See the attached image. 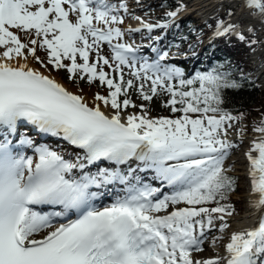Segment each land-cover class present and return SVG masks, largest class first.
<instances>
[{
  "label": "snow or ice",
  "instance_id": "snow-or-ice-1",
  "mask_svg": "<svg viewBox=\"0 0 264 264\" xmlns=\"http://www.w3.org/2000/svg\"><path fill=\"white\" fill-rule=\"evenodd\" d=\"M239 3L264 25V0ZM184 7L166 12L164 23L136 16L142 27L124 30L123 0H0V264H221L193 253L212 229L223 233L234 212L221 203L235 190L224 161L236 147L233 122L244 114L225 105L244 74L222 64L186 77L162 63L169 51L151 47L149 62L138 46L120 42L126 32L169 28ZM254 31L218 20L214 36L251 46ZM29 56L107 91L89 101L83 89L74 93L31 67ZM130 90L143 101L166 92L164 107L179 115L152 117ZM33 130L56 145L39 143ZM253 131L262 135L246 156L261 215L257 226L232 233L226 264H264V119ZM110 186L120 192L97 207Z\"/></svg>",
  "mask_w": 264,
  "mask_h": 264
},
{
  "label": "bare ground",
  "instance_id": "bare-ground-1",
  "mask_svg": "<svg viewBox=\"0 0 264 264\" xmlns=\"http://www.w3.org/2000/svg\"><path fill=\"white\" fill-rule=\"evenodd\" d=\"M157 0H123L124 3L127 4L129 12L128 14L122 13V16L124 18H128V20H131L132 22L130 24H125V25H120V27L124 30L128 28H140L141 23L140 21L136 20L135 17L139 16L143 18L142 20L147 23L155 24V19H158L160 15L157 16H148L147 12L149 7H151ZM178 1V0H177ZM180 4L183 3L185 6L181 12L178 13L177 17L174 19V21L171 22V24L175 23H181L182 21L190 20V21H195L198 23L201 22H209L210 17L218 13L219 9L224 7L225 5L229 6H235L237 7L240 5L239 0H179ZM238 11V9H237ZM142 14L147 15L146 17H143ZM149 14V13H148ZM237 20L239 18H246L248 20V25H252L254 28L260 27V29L263 30L262 34H259V29L256 30L258 35L261 37L262 44H264V25H262L259 20L257 19H252L248 16L246 11H242L241 8L239 10V13L237 14ZM171 21V19L169 20ZM227 22H234V20L231 21L230 18L227 19ZM197 23V24H198ZM168 29V28H167ZM167 29H154L151 33H149L146 29H142L139 32H126V35L123 37V39L120 42H126L130 43L129 41H125L127 37H136L139 39V41H136L137 43H143L145 41H150L151 37H153L154 34H161L167 32ZM215 31V30H214ZM214 31L211 32L209 41L213 40L215 38L214 36ZM234 37V36H233ZM258 37V36H257ZM259 38V37H258ZM153 40V39H152ZM208 41V42H209ZM115 42V41H114ZM154 40L152 41V43ZM140 45V44H136ZM145 45V44H143ZM207 45V43L205 44ZM204 45V46H205ZM107 46L105 45V52ZM140 47V46H139ZM162 47V46H161ZM2 51V49H0ZM175 52L177 51H172L169 59H176L175 57ZM108 53V52H106ZM110 54V52H109ZM178 54V53H177ZM187 54L185 52H182L180 56H177V59L179 58H186ZM182 60V59H181ZM250 60L254 62V69L253 73L251 75V78L258 83L260 89H264V46H259L255 51H252L250 53ZM170 62V60H168ZM28 63L30 64L31 67L39 68V66H36L34 60H28ZM41 71H45L46 74H50L52 77L57 79L58 82L63 84L66 88H68L70 91L77 93L80 90H75L68 84H66L62 78L57 76V74H52L45 69ZM147 88V85H146ZM82 94L87 98L89 101H91L92 95L88 94L87 92H82ZM138 104V102H134ZM129 112H137L139 113V109H128ZM237 132L233 128V130H230L229 133V140H231L237 148V143L239 144V141L242 140V142H247V148L242 150L241 153L237 154L235 160L231 162V164L237 165V164H243L245 166V178L250 180L249 177V162L246 156V153L252 146V142L256 139H258L261 135H254V136H249L247 137V141L244 138H240L238 136ZM233 148V149H234ZM236 155V154H235ZM255 155V153H253ZM247 198H246V203L244 206V211L240 214H238L236 217L230 218L227 220L228 222V228L224 230L225 234L223 237H220V231L217 229H212L207 237L204 240V243L202 245L203 251L202 252H194L193 255L196 259H205L204 257L208 255H216V258H220L221 264H226V260L228 258V253L226 252V245L228 242H230V237L232 233L242 231L244 229H251L254 226L258 225V220L261 215L257 209H255L252 205L253 202L257 199L256 194L252 192V189L250 192H247ZM222 238V239H221ZM219 239L224 240L223 242L218 241ZM210 246H214L215 248H210ZM223 260V261H222Z\"/></svg>",
  "mask_w": 264,
  "mask_h": 264
},
{
  "label": "rangeland",
  "instance_id": "rangeland-1",
  "mask_svg": "<svg viewBox=\"0 0 264 264\" xmlns=\"http://www.w3.org/2000/svg\"><path fill=\"white\" fill-rule=\"evenodd\" d=\"M165 1V2H168L167 0H157L151 7H149L148 11L147 12V15L148 16H157V15H165L166 11L165 10H159L161 5H162V2ZM112 3H120L121 0H111ZM176 6H172V2H168V6H169V9L171 10H174L176 11L177 7H179L180 5H183V3L180 4V1L178 0H174L173 2ZM179 3V4H178ZM240 5H238L237 7L235 6H227L225 5L224 7L220 8L218 11V13H216V15L214 16V21H209L207 23L206 26H201V28L199 29L201 31V34H203L204 32H213V30H215L216 28V23L218 20H224L227 22V19L230 18L231 21L234 20L235 21H242L243 24L245 25H248V20L246 18H239L237 20V17H238V13H239V10H240ZM238 9V11H237ZM183 10V9H182ZM181 10V11H182ZM232 11L233 12V15L231 17H226L228 15L225 14V17L224 18H221V16L223 15V12L224 11ZM180 11V12H181ZM223 11V12H222ZM123 12H121V15H122ZM149 13V14H148ZM147 15H144L142 14L143 17H146ZM211 18V17H210ZM143 19V18H142ZM124 24H130L132 21L131 20H128V18H124ZM155 21L157 22V19H155ZM182 23H184L185 25L184 26H187V27H193L194 25H197L198 22H193V21H190V20H186V21H183ZM199 24V23H198ZM181 26V24H179ZM255 31L253 33L252 36V39L253 38H256V30L259 31V34H262L263 33V30L260 29V27H257V28H254ZM192 29H191V35L193 34L192 33ZM195 35L191 38V43L190 41H188V45H186L183 49V51L190 47L191 45V49L194 50V54L195 57H194V64L198 63V61L201 59L202 57V53H203V47H205L206 43H208L209 41V37L205 35V38L203 39V41H199L197 42L198 38V31H195L194 32ZM22 35V38L23 37V34ZM250 36V35H249ZM248 36V37H249ZM259 38H260V41H261V37L259 35H257ZM131 38L133 37H127L126 39H124L125 41H129L131 40ZM259 43V39L258 41L256 42V45ZM205 45V46H204ZM251 47H254L252 48L255 49V45H247V48H251ZM106 52H108L109 54V48L106 47ZM37 55L40 56L41 58H44L45 57V51L44 49H38L37 51ZM32 60L31 56H29L28 60ZM242 59H244V57L242 56ZM190 62H193L191 60H188L187 61V65H184V72H185V76L186 77H191L193 76L194 74H188V71L190 69ZM35 64L36 66H39L40 69L44 70L36 61H35ZM246 64V63H245ZM246 66V65H245ZM202 68H204V66H202ZM108 70V69H106ZM129 69L128 68H125L124 69V73H125V78L126 79H129V78H132L130 75H129ZM50 73L52 74H57V76H59L60 78L63 79V81L68 84L69 86H71L72 88H74L75 90H80V89H83V92H87L88 94L92 95L95 94L96 92H101V93H104L107 91L106 88L104 87H100L98 85H93V86H89L81 81H77L76 83H73L71 82L69 79H68V74L66 72H64L63 70L57 72L55 70H52ZM139 83V82H137ZM262 90V89H260ZM264 90V89H263ZM261 93V97L256 101V103H254L253 105H251L250 107L247 108L246 110V115L245 117L243 118H247L246 120H244V122H241L240 124L241 125H246L247 126V130L245 132H241L240 130L243 129L242 126H237L235 131L237 132V134H239L238 136L240 138H244L246 141L248 140L247 137L249 136H254L255 131H253V127L255 126L254 124L255 123H258L261 121L262 119V115H260L261 113H264V91H260ZM130 96L132 98V100L134 102H138V104H144L146 106V108L148 109L150 115L152 117H160V116H166V117H173L175 116V114L171 113L170 111V108H167V107H164V103L165 101H167L169 99V96L166 92H163V91H159L158 92V95L156 97L153 98L152 101H143L142 99H139L138 98V92L135 91V90H130ZM260 115V116H259ZM252 122V123H251ZM236 122L234 121L233 124H235ZM254 123V124H253ZM249 125L251 126L249 128ZM233 130V128L231 129ZM261 135V134H259ZM247 148V142H242V140L239 141V144L237 143V148H234L232 150H230V154L229 156L225 159L224 161V168L226 170V174H235L237 175L238 177V192L235 193V194H231L229 197L231 199V201L237 203V206H238V210L235 211V213H233V215L231 217H225L226 220L230 219V218H233V217H236L238 214H240L242 212V210L244 209V206H245V203H246V198H247V195L248 193L247 192H250L249 188H250V180L246 179L245 178V166L243 164H237V165H234V164H231V162H233L237 156V154L241 153L242 150L246 149ZM236 154V155H235ZM252 189V187H251ZM244 211V210H243ZM219 223V222H217ZM225 234V232L221 233L220 232V237H223V235ZM222 239V238H221ZM219 239L218 241L220 242H223L224 240H221ZM210 248H215L214 246H210ZM215 256L214 255H208L206 257H204L205 259H209V258H214Z\"/></svg>",
  "mask_w": 264,
  "mask_h": 264
},
{
  "label": "trees",
  "instance_id": "trees-1",
  "mask_svg": "<svg viewBox=\"0 0 264 264\" xmlns=\"http://www.w3.org/2000/svg\"><path fill=\"white\" fill-rule=\"evenodd\" d=\"M168 2H164V5L167 6ZM229 10L226 11L228 13ZM221 18H223L221 16ZM191 28L187 27H181L179 32L174 33L172 32L171 34V40H169V45L170 46H182V42L184 40H187L191 36L190 32ZM197 31H199L197 29ZM186 38V39H185ZM182 41V42H181ZM245 43L241 42H234L230 40V44L224 45L221 48L215 49L213 52L214 58L211 62V66L207 71H211L214 67H218L220 65H230L233 68V75L237 78L240 77L241 71L244 73L245 72V64L242 61V54L245 51ZM200 72H205V71H200ZM243 86L239 90H228L226 95H227V104L225 105L228 109L232 110L233 115H239L240 113H243L245 117L246 115V110L248 107L256 103V101L261 97V93L257 89V87L250 82L248 79H244L242 81ZM175 115H179L178 113ZM262 119H264V113L261 114ZM255 123L256 124H259ZM232 176V175H230ZM235 178V190L229 192L228 198L224 201H221L223 204H231L234 208V212L238 210L237 203L231 201L229 198V195L232 193H237L238 187H237V177L232 176ZM233 212V213H234Z\"/></svg>",
  "mask_w": 264,
  "mask_h": 264
},
{
  "label": "built area",
  "instance_id": "built-area-1",
  "mask_svg": "<svg viewBox=\"0 0 264 264\" xmlns=\"http://www.w3.org/2000/svg\"><path fill=\"white\" fill-rule=\"evenodd\" d=\"M259 46H264V44H262V40L261 41H259ZM258 46V47H259ZM258 47H256V49L258 48ZM255 49V50H256ZM255 50H253V51H255ZM249 68H250V70H251V72H250V74L248 75L249 77H251V75H252V73H253V69H254V62L252 61V60H250V55H249ZM263 90V89H262ZM264 91V90H263Z\"/></svg>",
  "mask_w": 264,
  "mask_h": 264
}]
</instances>
